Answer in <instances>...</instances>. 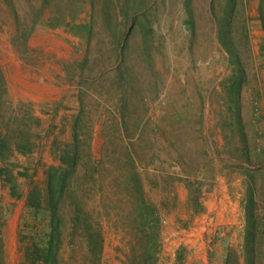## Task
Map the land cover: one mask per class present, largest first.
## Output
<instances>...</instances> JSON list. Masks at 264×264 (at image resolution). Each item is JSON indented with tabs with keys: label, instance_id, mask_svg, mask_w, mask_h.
<instances>
[{
	"label": "trees",
	"instance_id": "16d2710c",
	"mask_svg": "<svg viewBox=\"0 0 264 264\" xmlns=\"http://www.w3.org/2000/svg\"><path fill=\"white\" fill-rule=\"evenodd\" d=\"M16 0H0L15 20L11 38L14 48L22 39L20 51L37 25L63 28L83 42L82 56L64 67L66 82L75 88V108L68 121L69 137L63 143L51 141L56 164L43 170L41 184L31 181L25 195L17 242L19 264H105L102 221L129 236L122 264H156L160 249L162 215L159 206L147 196V170L162 162L160 140L163 123L175 129L192 117L179 111L163 116L156 102L161 89L155 70L154 22L151 0H29L31 9L19 13ZM189 1L183 0L185 25L193 32ZM239 0H216L209 6L215 24V38L226 54L228 74L220 81V96L229 114V126L236 124L240 134L239 167L244 175L240 199L243 227L240 257L243 264H264V186L258 177L264 164V149L252 156L246 147L240 114V90L244 69L238 53L240 41L234 36ZM21 16V17H20ZM26 21L20 27L19 19ZM263 36L259 51L264 55V0H259L257 16ZM242 38L247 39L245 28ZM139 41L136 42V39ZM159 44V45H158ZM145 70L151 76L147 78ZM197 123L203 122L201 113ZM38 117L21 102L7 99V88L0 66V179L8 180L11 158L31 154L39 138ZM101 138L99 154L92 151L95 126ZM172 167L184 181L194 211L202 210L200 191H193L182 169L183 153L172 139L168 143ZM256 158V161L252 160ZM180 174H184L181 177ZM8 180V181H7ZM200 185L199 181L196 182ZM9 185L12 187L11 183ZM1 204H0V248ZM232 252L226 251L223 264Z\"/></svg>",
	"mask_w": 264,
	"mask_h": 264
},
{
	"label": "rangeland",
	"instance_id": "374dc122",
	"mask_svg": "<svg viewBox=\"0 0 264 264\" xmlns=\"http://www.w3.org/2000/svg\"><path fill=\"white\" fill-rule=\"evenodd\" d=\"M210 0H190L193 32L185 25L187 14L183 0H151V18L155 28V70L161 83L157 112L164 117L172 111L192 117V127L183 120L172 129L163 123V150L147 170V196L160 208L162 225L156 264H223L231 251L229 264H243L240 257L243 214L240 199L244 193L240 134L220 96V81L228 74L226 54L215 38ZM259 0H239L234 36L240 41L238 53L244 69L240 90V114L246 147L254 156L264 149V55L259 51L263 36L257 16ZM19 13L31 9V1L16 0ZM215 11H219L216 0ZM21 17V16H20ZM20 27L26 21L19 19ZM247 39L242 38V29ZM15 20L0 3V66L4 74L7 99L21 102L39 118L36 149L11 158L8 180L0 179L1 237L0 264H19L21 252L17 233L24 211V200L31 181L41 184L43 170L56 164L51 141L63 143L69 137L68 121L75 108V88L68 84L64 67L76 62L83 53V42L63 28L37 25L20 51L22 39L14 48L11 38ZM139 38L136 39V42ZM147 78L151 76L145 70ZM201 113L203 122L197 123ZM95 126L92 151L98 156L101 138ZM175 139L183 153L182 169L189 174L191 189L200 191L202 210L194 211L184 181L171 165L168 143ZM260 161L264 164V154ZM252 160L256 161V158ZM252 164L251 167H256ZM258 177L264 186V168ZM181 177L184 174H180ZM7 180V181H8ZM199 181L200 185L196 182ZM105 264H122L129 236L107 220L102 221Z\"/></svg>",
	"mask_w": 264,
	"mask_h": 264
},
{
	"label": "crops",
	"instance_id": "0c3cea01",
	"mask_svg": "<svg viewBox=\"0 0 264 264\" xmlns=\"http://www.w3.org/2000/svg\"><path fill=\"white\" fill-rule=\"evenodd\" d=\"M25 157H27V155H25Z\"/></svg>",
	"mask_w": 264,
	"mask_h": 264
}]
</instances>
